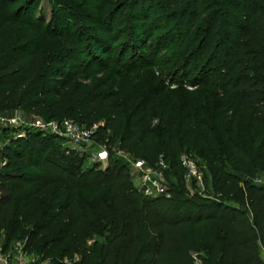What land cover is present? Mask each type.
<instances>
[{
    "label": "trees",
    "instance_id": "obj_1",
    "mask_svg": "<svg viewBox=\"0 0 264 264\" xmlns=\"http://www.w3.org/2000/svg\"><path fill=\"white\" fill-rule=\"evenodd\" d=\"M17 1L0 0V114L97 125L94 143L163 156L179 185L180 157L201 153L218 197L173 184L147 198L111 151L85 167L56 136L4 129L2 249L22 240L48 264H264V185L250 182L264 179V0H47L49 20ZM183 77L194 90L165 85Z\"/></svg>",
    "mask_w": 264,
    "mask_h": 264
},
{
    "label": "built area",
    "instance_id": "obj_2",
    "mask_svg": "<svg viewBox=\"0 0 264 264\" xmlns=\"http://www.w3.org/2000/svg\"><path fill=\"white\" fill-rule=\"evenodd\" d=\"M0 127L3 129H15V138L25 137L27 131L34 130L42 135H53L62 139L65 147L72 144L73 147L88 145L94 147L92 160L95 163H106L109 160V151L105 146L94 144L93 136L97 130V125L90 128H84L70 120L45 121L41 118H32L25 120L22 115L15 113L12 116L0 114ZM116 157L125 159L129 167V173L133 188L144 197L170 198L167 175L170 173L169 165L163 156H160L152 166L144 160H128L121 156L122 153L114 152ZM182 170L185 171V182L195 181L201 183V173L196 165L186 155L180 157ZM40 262V263H39ZM37 262L34 257L24 252L23 244L18 248L17 253L13 254L2 249L0 244V264H48L47 261Z\"/></svg>",
    "mask_w": 264,
    "mask_h": 264
},
{
    "label": "rangeland",
    "instance_id": "obj_3",
    "mask_svg": "<svg viewBox=\"0 0 264 264\" xmlns=\"http://www.w3.org/2000/svg\"><path fill=\"white\" fill-rule=\"evenodd\" d=\"M24 1L26 0H18L16 4H14L10 9L12 8H15V7H18L19 5H21L22 3H24ZM27 1H30V0H27ZM39 2V8L37 9L36 11V16H39L41 13L44 14L46 20H49L50 19V5L48 3L47 0H37ZM88 1V4H90L91 6L90 7H93V6H98V2L95 1V0H87ZM90 11V10H89ZM92 12V11H90ZM88 13V12H87ZM125 39V38H124ZM174 45V43L172 45H169L168 47V50L167 52L163 53L160 55V61H162L161 59H163L164 56H166L168 54V52H170L171 50V47ZM170 50V51H169ZM144 51V50H143ZM143 51L141 50V53H143ZM129 56V54H127ZM126 56V57H128ZM136 58V57H135ZM166 67H163V70H165ZM163 70H161V68H156L155 71V74L154 76L156 78H160V74H166ZM187 73L192 76L194 74V70H193V66H190L188 69H187ZM165 85L168 86V88L171 90V91H175V90H185V91H192L195 89V87L193 86H190L188 82H186L185 78H178L176 80H174V83L173 84H170L169 82H165ZM70 121H73V120H70ZM74 122V121H73ZM10 136L11 134L9 132H4V129L3 127L1 128L0 127V167L1 165L3 164V160H2V154L4 153L3 151V147L4 145L8 144L9 142V139H10ZM98 146H104V145H100V144H97V143H94ZM95 146V145H93ZM91 146V144H88V145H80L78 147H73L72 144H69L68 145V148L71 149V150H74V151H77L80 155L83 156L84 158V166L85 167H91L95 162L92 160V152L94 150V147ZM107 149L109 148L108 151H111V152H117V153H122L121 156L123 157H126V159L128 160H133V159H136L133 155H129L123 151H121L120 149H118L117 147V144L116 142L112 143L109 147L108 146H105ZM191 161H193V163L196 165L197 169L199 170V172L201 173V183L198 182L196 184L195 181H192V182H185L184 180V174H185V171L182 170L181 172V183L180 185L177 184V180H176V175L170 173L169 175H167V179H168V188L170 190V185H175L176 188H178V185L180 186L181 190H183L184 194L187 196V197H199V198H203V199H213V198H216L218 196H216L215 194V191H214V179L212 177V174L210 173V170L208 168V163L206 161V158L203 154L201 153H191L187 156ZM125 162L126 160L123 159ZM128 163V162H126ZM107 166V163H100V167L101 168H105ZM226 171H229L230 169L228 167L225 168ZM252 184H255V185H264V179L261 175H257L255 176V178L253 180L250 181ZM227 204L229 205H234V206H238L236 203L234 202H227ZM96 239L98 241H101L100 238H97ZM0 244L3 245V238L0 237ZM23 244V241L22 240H19V241H16V242H13L10 244L9 248H8V252L10 253H17V250L18 248ZM92 244V242H91ZM31 255L32 257H34V259L39 262L40 261V257L38 254L36 253H32V254H29ZM78 261V259L76 258L74 261H65L67 264H76ZM40 263V262H39Z\"/></svg>",
    "mask_w": 264,
    "mask_h": 264
}]
</instances>
